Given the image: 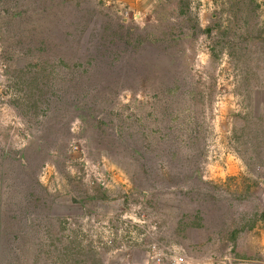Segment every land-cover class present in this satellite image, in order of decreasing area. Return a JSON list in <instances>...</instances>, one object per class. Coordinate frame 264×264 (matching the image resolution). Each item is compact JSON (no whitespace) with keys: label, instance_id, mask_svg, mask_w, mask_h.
Listing matches in <instances>:
<instances>
[{"label":"rangeland","instance_id":"rangeland-1","mask_svg":"<svg viewBox=\"0 0 264 264\" xmlns=\"http://www.w3.org/2000/svg\"><path fill=\"white\" fill-rule=\"evenodd\" d=\"M254 1L0 0V264H264Z\"/></svg>","mask_w":264,"mask_h":264},{"label":"trees","instance_id":"trees-1","mask_svg":"<svg viewBox=\"0 0 264 264\" xmlns=\"http://www.w3.org/2000/svg\"><path fill=\"white\" fill-rule=\"evenodd\" d=\"M223 5L226 6L225 10L228 11V16L226 17V20L228 22L227 25H230L227 29L229 31H231L232 27L234 25H236L239 21H242L241 24L243 25V27L247 30V33H249V29L247 24L249 23V19H251V17H249V15L251 14V16L254 18L256 16V10L259 7V4L256 3L254 0H220ZM237 4H241L243 5V7H240V12H242L241 15V19H239L236 15L237 10H233ZM239 27V25H238ZM233 28H236L233 27ZM259 39L264 40V31L263 29H261V31H259ZM236 33H232L230 36V39H227L228 41H233L232 38H234V35ZM257 36V37H258ZM245 37V38H243ZM246 37L249 38H254V36H252L251 34L248 35H236V39L242 38V39H246ZM234 40V41H235ZM264 42V41H263ZM256 120L259 123V125H261L263 128H260L261 132H264V124H262L263 119L259 116L256 118ZM259 137H257L255 134H250L248 133V131L243 133V139L242 141H240V148H241V152L244 154L249 153L250 155V159H259L260 156H262L264 154V137L262 134H260L259 132L257 133ZM260 162H263V160H261ZM263 216V215H262ZM167 262H169V260H166Z\"/></svg>","mask_w":264,"mask_h":264},{"label":"water","instance_id":"water-1","mask_svg":"<svg viewBox=\"0 0 264 264\" xmlns=\"http://www.w3.org/2000/svg\"><path fill=\"white\" fill-rule=\"evenodd\" d=\"M263 201H264V199H263Z\"/></svg>","mask_w":264,"mask_h":264}]
</instances>
